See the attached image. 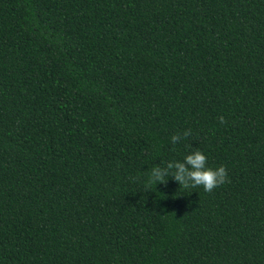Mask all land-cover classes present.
Returning a JSON list of instances; mask_svg holds the SVG:
<instances>
[{
    "label": "trees",
    "instance_id": "trees-1",
    "mask_svg": "<svg viewBox=\"0 0 264 264\" xmlns=\"http://www.w3.org/2000/svg\"><path fill=\"white\" fill-rule=\"evenodd\" d=\"M0 264H264V0H0Z\"/></svg>",
    "mask_w": 264,
    "mask_h": 264
},
{
    "label": "clouds",
    "instance_id": "clouds-1",
    "mask_svg": "<svg viewBox=\"0 0 264 264\" xmlns=\"http://www.w3.org/2000/svg\"><path fill=\"white\" fill-rule=\"evenodd\" d=\"M189 135L190 131L173 135L170 142L175 145L182 137ZM206 162V155L199 148H193L183 156L182 160H167L160 164H152L145 171L146 183L166 186L168 179L171 178L185 188L202 186L205 192L211 191L226 182L227 171L223 165L212 168L208 167Z\"/></svg>",
    "mask_w": 264,
    "mask_h": 264
}]
</instances>
